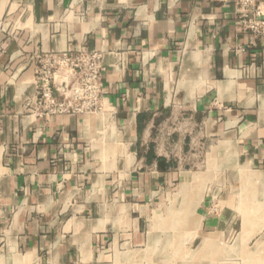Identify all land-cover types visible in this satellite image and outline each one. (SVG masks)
<instances>
[{"label":"crops","instance_id":"0c3cea01","mask_svg":"<svg viewBox=\"0 0 264 264\" xmlns=\"http://www.w3.org/2000/svg\"><path fill=\"white\" fill-rule=\"evenodd\" d=\"M236 17V0H0V264L264 250V36ZM83 46L104 112L34 116V56Z\"/></svg>","mask_w":264,"mask_h":264},{"label":"built area","instance_id":"2783aa9c","mask_svg":"<svg viewBox=\"0 0 264 264\" xmlns=\"http://www.w3.org/2000/svg\"><path fill=\"white\" fill-rule=\"evenodd\" d=\"M237 24L243 31L264 36V0H236ZM34 60V116H90L104 112L102 80L106 66L101 51L86 47L41 53Z\"/></svg>","mask_w":264,"mask_h":264},{"label":"rangeland","instance_id":"374dc122","mask_svg":"<svg viewBox=\"0 0 264 264\" xmlns=\"http://www.w3.org/2000/svg\"><path fill=\"white\" fill-rule=\"evenodd\" d=\"M262 239H264V236H262ZM196 255L193 257L198 258V252L195 253ZM225 258L229 259L230 261L233 258H241L245 261V264H248V262H252L253 260L260 258H264V250L255 251V250H245V251H224ZM215 258V256H214Z\"/></svg>","mask_w":264,"mask_h":264},{"label":"bare ground","instance_id":"6f19581e","mask_svg":"<svg viewBox=\"0 0 264 264\" xmlns=\"http://www.w3.org/2000/svg\"><path fill=\"white\" fill-rule=\"evenodd\" d=\"M263 178V177H262Z\"/></svg>","mask_w":264,"mask_h":264}]
</instances>
